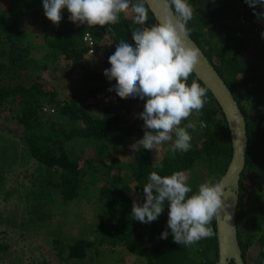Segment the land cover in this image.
Instances as JSON below:
<instances>
[{
    "label": "trees",
    "instance_id": "1",
    "mask_svg": "<svg viewBox=\"0 0 264 264\" xmlns=\"http://www.w3.org/2000/svg\"><path fill=\"white\" fill-rule=\"evenodd\" d=\"M18 1L21 10L25 14L31 11L34 17L43 8V0ZM188 2L195 10L187 25L190 36L223 76L247 119L249 146L240 178L238 234L245 262L264 264V38L261 37L264 17L257 19L244 0ZM255 11L264 12V8L256 6ZM61 14L62 20L53 33L47 32L43 43L33 44L27 38L20 15L0 5V131L15 138L9 144L0 134V185L10 166V154L14 155L13 163L19 157L25 164L34 163L33 185L27 199L34 208L29 220L37 223L42 218L41 205L51 201L54 194L68 202L90 187H99L96 236L94 240L75 239L57 250V258L65 264H95V260L87 259L99 256L100 246L125 247L144 257L147 264H220L217 219L211 224L214 237L183 246L174 242L167 227V201L156 221L144 224L131 217L135 201L131 194L136 193L144 200L143 187L151 171L163 176L174 171L197 170V177L188 179L193 192L205 180L212 177L220 180L225 174L233 155L231 131L211 90L195 73L188 78L189 85L196 79L201 87L208 88V101L201 115L193 112L188 118L203 120L207 127L188 130L192 147L186 153L165 151L169 147L166 143L158 160L152 150L140 148L133 151L130 162H124L111 155L108 145L100 144L92 151L79 149L73 156L70 144L79 139L103 140L112 130L120 135L130 133L129 128L140 138L144 136V121L138 117L146 101L138 97L121 99L109 91L116 81H109L104 75L111 67L108 59L120 40L134 46L131 10L121 14L119 23L104 27L70 22L67 9ZM155 22L149 10L145 26ZM108 27L111 32H107ZM86 34L91 36L92 45L85 40ZM35 51L43 55L37 57ZM87 53H92V58L81 62ZM73 65L78 68L67 73V68ZM51 67L54 74L62 71L63 79L67 75L78 77L64 95L42 76ZM187 122L182 121V126ZM154 163L162 164V170L152 168ZM247 179L257 185L258 192L249 194L246 201L243 183ZM165 230L169 235L161 239ZM254 245L258 256L251 260L249 251ZM8 248V244L0 243L3 254ZM230 264L236 263L232 260Z\"/></svg>",
    "mask_w": 264,
    "mask_h": 264
},
{
    "label": "clouds",
    "instance_id": "2",
    "mask_svg": "<svg viewBox=\"0 0 264 264\" xmlns=\"http://www.w3.org/2000/svg\"><path fill=\"white\" fill-rule=\"evenodd\" d=\"M244 2L253 8L257 19L264 17V12L255 11L256 6L264 8V0ZM159 3L162 20L150 27L145 26L149 0H43V10L54 25H59L62 10L67 9L70 22L88 27L115 25L121 14L131 10L134 46L125 40L116 44L114 54L108 59L111 67L104 72L109 81H116L109 91L121 99L138 97L146 101L138 117L144 121V136L131 145L133 151L156 150L168 143L165 151L186 153L192 147L188 130L207 127L203 120H188L193 112L201 115L208 101L207 87H201L196 79L188 83L201 55L199 48L189 43L191 30L187 25L195 10L188 0H159ZM111 31L108 27L107 32ZM261 37L264 38V32ZM182 121L188 122L182 126ZM152 168L162 170L163 165L154 163ZM143 194L142 205L133 202L134 220L144 224L156 221L167 201V227L175 243L191 246L216 235L211 224L224 207V178H209L193 192L185 172L162 176L154 170L143 187ZM168 235L165 230L161 239H167Z\"/></svg>",
    "mask_w": 264,
    "mask_h": 264
},
{
    "label": "rangeland",
    "instance_id": "3",
    "mask_svg": "<svg viewBox=\"0 0 264 264\" xmlns=\"http://www.w3.org/2000/svg\"><path fill=\"white\" fill-rule=\"evenodd\" d=\"M0 5L3 8H10V10L12 8L13 13L17 16L20 15L22 24L27 29V38L33 44L43 43L47 32L52 34L58 26L46 18L42 7L38 9L37 16L34 17L31 11L25 14L21 10L18 0H0ZM262 22L264 21L262 20ZM91 54H85L81 62H88L93 56ZM35 55L41 57L43 54L40 51H35ZM52 67L43 71L42 76L64 95L77 83L78 77L77 75H67V78L63 79L62 71L54 74ZM71 68L78 67L73 65L67 68V73ZM46 109L49 111V108ZM130 118V122H133L134 116ZM129 131L131 132L128 134L119 135L117 131L112 130L103 140L79 139V141L70 144L72 154L75 156L76 151L82 148L92 151V148L106 144L109 146L111 155L119 157L124 162H130L133 157L131 145L142 139L143 136L140 138L138 133L131 128ZM0 134L9 144L15 140L8 133L0 131ZM21 147L20 145V151ZM165 147L166 143L158 146L156 150H152L156 160L160 158ZM11 155L9 157L11 167L9 166L5 171L4 179L0 185V243L9 245L5 254L0 251V264H33L35 261L43 260H47L49 264H65L64 260L59 261L57 258V250L67 247L75 239L94 240L96 236L95 222L100 211L99 187H90L82 191L79 197L68 202H64L56 193L51 201L41 205L42 213L40 215L42 218L38 220V223L31 221L29 218L32 217L34 208L30 207L32 202L27 199V193L33 185L31 172L34 163L25 164L22 157L13 163L14 155ZM197 174V170L186 173L188 179L197 177ZM243 184L246 187L245 200L247 201L249 194L258 192L257 185L250 179L245 180ZM131 196L140 205L144 203L143 198L136 193ZM247 207L248 205H245V209ZM100 249L99 256L95 255L92 259L87 260H95V264H147L144 257L133 254L125 247L100 246ZM257 250L256 245L250 249L251 260H256Z\"/></svg>",
    "mask_w": 264,
    "mask_h": 264
},
{
    "label": "water",
    "instance_id": "4",
    "mask_svg": "<svg viewBox=\"0 0 264 264\" xmlns=\"http://www.w3.org/2000/svg\"><path fill=\"white\" fill-rule=\"evenodd\" d=\"M147 6L156 21L162 20L159 0H149ZM189 40V43L198 47L201 52L194 73L211 90L224 112L231 131L233 145L232 159L222 177L224 178L225 196L222 197L224 207L217 219L219 262L220 264H230L234 260L236 264H247L242 256L237 222L240 178L246 166L249 146L247 119L227 82L205 51L191 36H189Z\"/></svg>",
    "mask_w": 264,
    "mask_h": 264
},
{
    "label": "built area",
    "instance_id": "5",
    "mask_svg": "<svg viewBox=\"0 0 264 264\" xmlns=\"http://www.w3.org/2000/svg\"><path fill=\"white\" fill-rule=\"evenodd\" d=\"M85 40H86L90 45L93 44V40H92V38H91V36H90L89 34H86V35H85Z\"/></svg>",
    "mask_w": 264,
    "mask_h": 264
}]
</instances>
